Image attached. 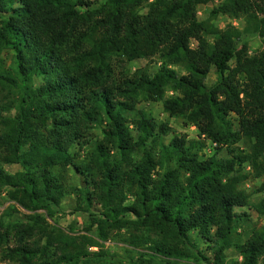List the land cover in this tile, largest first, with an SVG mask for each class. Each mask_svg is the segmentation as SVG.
Wrapping results in <instances>:
<instances>
[{
    "label": "trees",
    "instance_id": "trees-1",
    "mask_svg": "<svg viewBox=\"0 0 264 264\" xmlns=\"http://www.w3.org/2000/svg\"><path fill=\"white\" fill-rule=\"evenodd\" d=\"M142 1L147 0H0V53L8 50L12 57L7 67L0 59V89L12 95L11 102L0 104V163L20 166L11 174L0 166V191L7 187V196L23 209L46 215L72 195L74 210L85 212L95 230V238L82 235L75 245L48 231L40 214H31V226L20 225L18 242L6 248L19 264L45 255L54 241L74 250L48 264H76L88 255L87 246L97 247L94 255L102 257V242L128 223L138 232L128 234L127 243L146 247L165 264L182 257L224 264L229 246L241 255V264H256L260 255L264 260V226L243 241L231 240L247 220L235 208L250 205L231 175L234 165L247 159L258 173L264 163V48L247 55L244 44L237 47L233 27L208 42L196 16V6L207 0H151L140 14ZM257 1L264 8V0ZM252 4L261 10L256 0H225L210 13L236 16ZM154 54L184 73L165 66L114 79L112 57ZM210 68L215 80L206 85ZM166 87L176 94L162 98ZM137 91L162 99L169 116L184 115L196 138L164 143L168 125L134 108ZM127 112L134 114L130 120ZM230 114L237 117L238 130ZM95 126L98 136L90 133ZM241 137L251 142L250 157L235 153ZM203 139L216 150L226 147L230 158H200ZM252 208L264 214V201ZM35 230L46 244L22 243ZM5 240L0 231V245ZM200 242L211 256L197 248Z\"/></svg>",
    "mask_w": 264,
    "mask_h": 264
},
{
    "label": "rangeland",
    "instance_id": "rangeland-1",
    "mask_svg": "<svg viewBox=\"0 0 264 264\" xmlns=\"http://www.w3.org/2000/svg\"><path fill=\"white\" fill-rule=\"evenodd\" d=\"M151 0L142 1L137 7V12L140 14L145 13L147 4ZM225 0H207L206 3L196 6L197 19L202 22L203 36L208 42H212L220 30L226 28H235L238 32L237 47L241 44L245 45L247 55H253L264 48V8L260 6V3L256 0L257 4L261 8L258 10L253 7L248 12L238 13L236 16L229 14L216 13L211 14L210 11L217 7ZM253 1V0H252ZM190 46L194 47V40H190ZM0 59L5 67L12 64L11 53L8 50H3L0 53ZM233 65V61L230 62ZM172 68L178 74H183L184 71L177 64L167 63L162 57L154 54L150 57L137 58L132 60H126L124 57L114 56L110 61V69L113 73L115 80L119 81L123 77L131 78L137 76L140 72L151 74L161 67ZM239 80L242 78L239 76ZM215 80L214 69L210 68L204 81L206 85H210ZM176 92L166 87L162 98L175 95ZM134 108L143 110L147 115L151 116L156 122H164L168 125V130L162 135V141L165 143L172 137H185L196 138L197 130L195 126L184 116L175 114L169 116L162 107V99H155L144 92H136L133 94ZM12 101V95L6 89H0V104L5 105ZM12 110V109H11ZM13 112V110L11 111ZM7 112H3L6 114ZM11 114V113H8ZM127 119L133 118L132 112L125 113ZM232 121V127L234 130H238L237 117L230 114ZM3 125L0 122V131L3 129ZM96 136L99 134L98 127H92L90 129ZM134 133V131H133ZM204 145L198 152L200 158L209 157L213 155L215 158H230V155L226 151V147H220L215 149L216 145L209 139H203ZM235 153L246 157L251 155V142L241 137L236 143ZM88 147H84L77 151L78 158H82L84 152ZM137 155V154H136ZM2 169L7 173H13L20 170V166L16 163H0ZM256 173L254 167L246 160L239 163H235L234 171L231 175L237 176L236 186L239 190L247 196L249 202L248 207L235 208L236 212H244L247 215V220L236 226L235 232L231 234L232 241H243L251 233V230L261 228L264 226V214L257 213L252 205L258 203L260 200L264 201V163H262V169H257ZM70 170H67V173ZM76 182L75 179H73ZM7 187H4L0 191V231L6 236V240L0 245V264H19L15 257L10 258L7 255L6 248L13 246L17 243L18 235H16L17 228L20 225H30L31 220L29 216L34 213L40 214L46 222L47 230H52V234L56 231L59 232L67 242H71L75 245L81 243V236L88 235L95 238L94 226L88 224V216L85 212L74 210L75 201L72 195H65L60 201L58 206L52 207V214L46 215L44 210L28 211L23 209L14 200L7 196ZM131 201V197H128L126 203ZM126 220L131 221L132 216L125 215ZM131 232L137 233L138 229L130 223L112 231L111 238L102 242V257H96L94 254L98 252V248L94 246H87V256H81L76 264H128L130 259H135L137 264H165V258L151 253L146 247H132L126 241L128 234ZM153 235V234H152ZM151 235V236H152ZM35 242L37 245L44 246L46 244L44 236H40L35 230L33 235L24 236L22 243ZM197 248L207 256H211V250L206 249L205 243L200 242ZM73 247L62 242L54 241L42 254H37L33 257L31 264H42L46 262L48 264L52 258L61 254L62 252H73ZM190 251V250H189ZM188 251H186L187 253ZM197 260L192 257H182L180 259H168L169 264H204L199 258ZM242 257L236 251L233 246H229L224 250V264H241ZM256 264H264L263 255L257 257Z\"/></svg>",
    "mask_w": 264,
    "mask_h": 264
}]
</instances>
